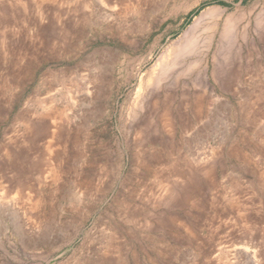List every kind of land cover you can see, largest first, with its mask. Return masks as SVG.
<instances>
[{
    "label": "rangeland",
    "instance_id": "374dc122",
    "mask_svg": "<svg viewBox=\"0 0 264 264\" xmlns=\"http://www.w3.org/2000/svg\"><path fill=\"white\" fill-rule=\"evenodd\" d=\"M0 264H264V0H0Z\"/></svg>",
    "mask_w": 264,
    "mask_h": 264
},
{
    "label": "bare ground",
    "instance_id": "6f19581e",
    "mask_svg": "<svg viewBox=\"0 0 264 264\" xmlns=\"http://www.w3.org/2000/svg\"><path fill=\"white\" fill-rule=\"evenodd\" d=\"M215 23V25L214 24H212V25H214L215 26V28L216 27H218V22H214ZM205 26H207V25H205ZM208 27V26H207ZM211 27V26H210ZM214 28V27H213ZM213 28H212V30H213ZM258 28V27H257ZM202 29H203V27H202ZM209 29V28H208ZM212 30H210V32L212 31ZM214 31H215V29H214ZM231 34V33H230ZM228 46V45H227ZM189 48V50L191 51V48L190 47H188ZM176 54V53H175ZM192 62V61H191ZM191 68V67H190ZM178 77V76H177Z\"/></svg>",
    "mask_w": 264,
    "mask_h": 264
}]
</instances>
